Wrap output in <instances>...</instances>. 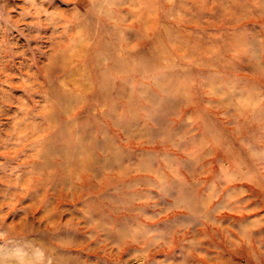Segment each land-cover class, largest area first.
Returning <instances> with one entry per match:
<instances>
[{
	"label": "rangeland",
	"instance_id": "rangeland-1",
	"mask_svg": "<svg viewBox=\"0 0 264 264\" xmlns=\"http://www.w3.org/2000/svg\"><path fill=\"white\" fill-rule=\"evenodd\" d=\"M0 131V264H264V0H0Z\"/></svg>",
	"mask_w": 264,
	"mask_h": 264
},
{
	"label": "bare ground",
	"instance_id": "bare-ground-1",
	"mask_svg": "<svg viewBox=\"0 0 264 264\" xmlns=\"http://www.w3.org/2000/svg\"><path fill=\"white\" fill-rule=\"evenodd\" d=\"M71 40H72V37H71ZM52 67H53V65L52 66L51 65L46 66L45 70H46L47 75H49L50 71L52 70ZM53 87L54 86H52V88ZM54 96L55 95H54V91H53V93L50 94L49 98L53 100ZM55 101L57 104H62L61 98L59 100V98L57 97V99ZM61 110H62V106H61ZM29 126H30L29 124L27 126H25V129H27ZM29 130H30V128H29ZM6 131H7V129H6ZM2 132L0 131V144H1L0 150L3 147H7L6 144H8V142H7L8 139L4 138L5 135H3ZM141 134H142V132H141ZM8 136L11 137L12 135L9 134ZM5 139H6V141H4ZM22 139L26 140V137L23 136ZM112 142H114V141H112ZM50 147H51V145H50ZM36 151H37V149H36ZM38 154H39V152H38ZM46 155H47V153H46ZM121 158H122V156H121ZM111 160H113V159H111ZM66 168H68V167H66ZM67 201L71 202L70 199ZM94 218H95V220H97L96 216ZM52 219L53 220H52L51 229L46 230V233L38 234L37 238L35 237V239L42 241V243L46 245V246H44L45 248L43 249L44 253L46 252L45 253V261H44L45 263L47 262V264H48L49 262H51V264H109V262L107 261L108 257H107V255H105L104 252L101 253V256L96 255L97 251L99 250L98 246L90 245V244L86 245L85 239L83 237L77 236L78 234H75L74 232L67 230V226H69V225L71 226L70 220H66L65 218H62V219H60V221H62V222L58 225L56 222V220H58V218L55 219L52 216ZM97 223H99L102 226L101 229L103 231H104V229L105 230L107 229L106 225L103 222L97 221ZM56 229H58L59 231H57ZM100 234L102 235L103 233H100ZM96 256H98V257H96ZM44 262H43V264H44Z\"/></svg>",
	"mask_w": 264,
	"mask_h": 264
}]
</instances>
